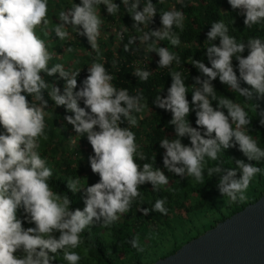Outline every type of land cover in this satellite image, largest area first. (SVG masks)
<instances>
[{
    "label": "clouds",
    "instance_id": "obj_1",
    "mask_svg": "<svg viewBox=\"0 0 264 264\" xmlns=\"http://www.w3.org/2000/svg\"><path fill=\"white\" fill-rule=\"evenodd\" d=\"M48 2L0 0V264H54L58 255L67 264H79L81 255L76 249L86 228L94 224L108 227L117 222L139 197L142 185L150 183L158 190L159 186L169 184V177L160 168L137 162V157L141 161L147 158L138 150L140 145L131 128L121 126L124 121L137 125L134 113H142L147 107L142 93L133 96L125 88L117 89L112 83L114 77L103 63L91 64L78 91L80 72L66 71L62 64L49 67L52 53L45 39L37 34V27L42 25L40 31L48 35ZM122 3L135 21V28L152 22L157 15L152 0H145L142 11L141 0H122ZM228 3L245 16L247 27L264 21V0H228ZM101 5L106 6L110 15L120 9L116 0H80L59 13L60 23L51 30L64 40L69 36L67 27L72 26L78 35L87 38L92 50L99 51L97 40L102 19L98 7ZM160 17L163 27L144 33L139 41L147 44V51L159 56V68H169L173 62L179 65L180 57L168 47L157 45L167 40L179 46L180 38L173 29L183 31L185 17L175 8L163 11ZM136 39L131 37L128 44L136 43ZM217 39L219 46L214 43ZM205 45L211 67L193 59L191 64L203 79L194 78L191 103L187 99L189 87L178 71L170 73L172 84L167 96L155 97V106L172 114L170 124L176 134L175 139L160 141L161 148L166 150L163 164L168 172L187 176L197 183L204 182L205 171L209 178L218 174L221 195L232 202H243L253 177L264 169L243 160H237L235 168L219 164L205 166L209 160L217 161L222 150L237 145L249 162L264 160V149L247 130L252 122L248 111L223 95L218 98L213 81L219 78L233 93L245 98L264 97V39L252 38L246 44L238 42L229 35L223 21H216L211 24ZM128 50L126 44L124 51ZM233 59L238 61L239 77ZM42 73L48 77L58 74L65 81L63 92L55 84L49 87ZM132 74L140 81H147L151 72L137 68ZM241 81L251 90L242 88ZM45 91L56 107L63 106L70 113L64 119L78 135L87 136L94 151L89 162L93 173L99 175V182L82 188L79 177L67 181L72 193L83 192V210H72L69 196L52 190L49 181L53 170L39 152V141L47 139L45 117L49 105ZM213 101L217 102L216 107ZM191 112L196 114L195 128L188 119ZM260 123L264 125V119ZM185 137L190 139V146L182 143ZM165 204L166 198H159L151 209L143 210L144 214L167 215ZM24 223L35 226L25 228ZM55 233H59L58 238ZM131 243L143 250L138 238Z\"/></svg>",
    "mask_w": 264,
    "mask_h": 264
},
{
    "label": "trees",
    "instance_id": "obj_2",
    "mask_svg": "<svg viewBox=\"0 0 264 264\" xmlns=\"http://www.w3.org/2000/svg\"><path fill=\"white\" fill-rule=\"evenodd\" d=\"M144 2L145 0H141L140 11L143 10ZM74 3L79 4L80 0H49L47 19H51L52 25H49L48 30L50 31L46 37L57 39L54 43L47 45L48 50H55V54L64 56L72 52V56L78 51L88 52L89 56L78 58V62L76 61L65 69L70 72H80V76L77 77V91L88 76V68L91 64L103 63L108 73L114 77L112 83L117 89L125 88L133 96L138 92L142 93L143 103L147 107L142 113H134L137 117V125L131 126L127 121H124L121 126L131 128L135 133L136 142L140 145L138 150L147 158L141 161L137 157V162L141 166L143 163H149L153 168L158 167L169 177V184L159 186L158 190H154L150 183L142 185L139 188L140 195L132 202L129 211L121 215V218L114 224L108 227L94 224L86 228L81 234L82 243L76 249L81 255L79 264H153L158 251L156 248L163 247L165 243L169 242L172 244V248L166 255H172L186 243L204 234L206 230L214 228L218 223L243 210L247 205L255 203L264 194V190L255 194L254 200L248 203L244 201L232 202L219 192L217 185L221 177L218 174H213L209 178L205 171L204 182L197 183L187 176L180 177L168 172L163 164L166 150L161 148L160 141L163 138H176L174 126L170 124L172 114L157 108L154 104L158 94L167 96V90L172 84L170 73L174 71L181 72L186 86L189 87L187 99L191 103V92L193 91L191 87L194 85V78L203 79L202 74L191 64L193 59L202 61L206 66L211 67L206 54L205 42L212 22L223 21L229 28V35L235 37L238 42L246 44L252 38L264 39V21L247 27L244 23L245 16L239 10H233L228 0H182V3H177V0H163L162 3L159 0H152L157 15L152 22L149 21L139 28H135L133 27L135 21L127 13L122 0H116L120 6L116 14L110 15L104 5L99 6L98 11L101 14L102 23H105L102 25H110L115 28V31L121 33V38L117 37L118 40L121 39L120 45L116 46L113 38H110L108 42L102 39L99 43V51H95L91 49L87 38L75 35L73 29L68 32L74 34L75 38L64 43L51 30L53 26L60 23L59 13L67 11ZM173 8L182 11L185 17L183 31L173 29L181 43L179 46H173L165 40L160 41L157 46L168 47L170 51L176 53L180 57V64L177 65L173 62L169 68H159V56L155 52L147 51V44L140 43L139 37L144 33L160 30L163 27L160 14ZM104 26L100 28V35L103 34L101 30L105 28ZM105 32L107 31L105 30ZM131 37L137 38L136 43L128 44ZM214 43L219 46V39ZM126 44L128 51H124ZM69 48L72 49L71 52L68 51ZM243 55L245 57L248 55L247 49ZM49 62V67L54 65L53 61ZM233 67L237 70L239 77L238 61L235 59H233ZM137 68L151 72L147 81H140L132 74ZM41 75L49 82V87L51 84H55L61 89V93L63 92L65 81L60 79L58 74L55 77H48L45 73ZM213 85L218 98L223 95L245 107L249 113V119L252 120L251 125L247 126V130L257 141L258 146L264 149V125L260 123L261 119H264V97L255 96L252 99L245 98L238 92L233 93L219 81V78L213 81ZM241 87L251 90V87L243 81H241ZM44 97L48 100L49 105L45 117L47 139L39 141V152L53 170V176L49 181L50 186L53 191L69 196L72 200V210L77 208L83 210L85 207L83 192L72 193L67 188V181L69 178L77 179L79 177L82 188L99 182L100 177L93 173L89 162V157L94 156L93 148L87 136L78 135L72 125L64 119L70 113H67L63 106L56 107L46 91ZM28 99L31 101V97ZM216 106L217 102L213 101V107ZM81 107H84L83 101H81ZM225 114H227V110H225ZM188 119L192 127H197L195 112H191ZM182 143L190 146V139L185 137ZM237 160H243L245 163H252L264 169V160L249 162L239 150L238 145L226 151L222 150L219 153V159L207 161L205 167H214L219 164L224 168H235ZM239 177L240 173H237V178ZM263 181L264 172H261L253 177L248 189L258 183L260 188L264 187ZM256 188L259 189V187ZM159 198H166L167 215L159 212H150L145 215L143 210L151 209ZM212 215L211 220L203 221L204 218ZM21 216L23 217V213ZM23 226L29 228L35 225L24 223ZM134 238H138L142 251L133 247L131 241ZM166 255L165 257H167ZM54 264H67V262L63 260L62 255H58Z\"/></svg>",
    "mask_w": 264,
    "mask_h": 264
},
{
    "label": "water",
    "instance_id": "obj_3",
    "mask_svg": "<svg viewBox=\"0 0 264 264\" xmlns=\"http://www.w3.org/2000/svg\"><path fill=\"white\" fill-rule=\"evenodd\" d=\"M154 264H264V194Z\"/></svg>",
    "mask_w": 264,
    "mask_h": 264
},
{
    "label": "rangeland",
    "instance_id": "obj_4",
    "mask_svg": "<svg viewBox=\"0 0 264 264\" xmlns=\"http://www.w3.org/2000/svg\"><path fill=\"white\" fill-rule=\"evenodd\" d=\"M99 8V7H98ZM99 12V11H98ZM100 16H101V14H100ZM49 20V25H52L51 24V19H48ZM102 24H105L104 22L102 23ZM102 26H104V25H101V27ZM42 27V25L41 26H38L37 27V34L38 35H40L41 37H43L44 39H45V41H46V44L47 45H49V43H54V41H55V39H57V38H50V37H46L41 31H40V28ZM55 26H53L52 28H54ZM72 26H68L67 27V31L68 30H70V29H73V32L75 33V35H77V29L76 28H71ZM105 28H102V33L103 34H101V35H99V37H98V40H97V43H98V46H99V43H100V41L102 40V39H104L105 41H110V38H113V42H114V44L117 46V45H120V40L121 39H117V37H119V38H121V33L120 32H117V31H115V28H113V27H111L110 25H107V26H104ZM107 31V32H105V30ZM49 31L50 30H48V34H49ZM71 34V33H70ZM69 34V36L66 38V39H64V40H60L62 43H64V42H67V40H72V39H74L75 37L73 36L74 34H71L70 35ZM51 53H52V59H51V61H53V64L55 65V64H62L63 66H64V68L66 69L67 68V66H72V64H74V63H76V61L78 60L79 61V59L80 58H86L87 56H89V54H88V52H86V51H78V52H76L75 54H74V56H72L73 55V52L72 53H70V54H66L67 56H64V55H58V54H55L56 52H55V50H51L50 51ZM79 58V59H78ZM77 61V62H78ZM50 63V62H49ZM49 66H50V64H49ZM264 182V181H263ZM259 187V189L257 190V188L255 189V187ZM251 189H248L247 191H246V196H247V199L244 201L245 203H248V202H250V201H253L254 199V195L255 194H257V193H259V192H262L263 190H264V187H261L260 188V184L258 183V184H255V185H253L252 187H250ZM225 210V212H227L226 211V209H224ZM213 218V215L211 216V217H207V218H204L203 219V221L204 222H208L209 220H211ZM203 222V223H204ZM200 225V223L198 224V226ZM209 230V229H208ZM208 230H206V231H208ZM57 234V233H56ZM55 234V235H56ZM57 236V238H58V236L59 235H56ZM172 246V244L171 243H169V242H167V243H165V246H160V247H162V248H156L158 251H157V253H156V261L155 262H157L158 260H160V259H162V258H164L165 257V255L168 253V252H170L171 251V247ZM167 256V255H166ZM154 264V263H153Z\"/></svg>",
    "mask_w": 264,
    "mask_h": 264
}]
</instances>
